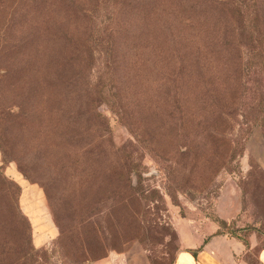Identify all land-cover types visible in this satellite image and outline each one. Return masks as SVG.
Returning a JSON list of instances; mask_svg holds the SVG:
<instances>
[{
    "label": "trees",
    "instance_id": "1",
    "mask_svg": "<svg viewBox=\"0 0 264 264\" xmlns=\"http://www.w3.org/2000/svg\"><path fill=\"white\" fill-rule=\"evenodd\" d=\"M87 74L92 77L87 79ZM142 82L157 85L148 97L133 88ZM166 83L173 89L175 106L166 99ZM139 92L144 97L137 103ZM240 95L245 97L240 100ZM221 96L229 102L221 105ZM235 99L245 110L264 112V0H0L2 162L10 159L4 148L9 135L35 142L45 133L48 142L56 140L62 151L54 157L64 178L88 175L94 169L86 168L87 162L104 159L99 172L115 179L124 176L126 186L137 192L129 179L133 175L140 180V163L131 151L124 154L123 148L106 142L110 128L99 109L102 102L135 137L143 138L137 110L150 109L155 125L184 129L190 124L191 131L211 136L213 131L221 132V117H228L229 126L235 112L229 104ZM128 104H132L129 109ZM83 109L94 120L97 138L76 144L75 135L58 137L53 132L74 124L80 128ZM136 127L139 130L134 131ZM162 134L161 130L157 138ZM207 140L210 147L212 139ZM103 141L106 146L100 144ZM224 143L220 158L225 162L233 157L236 143ZM45 149L37 148L43 153ZM163 152H167L163 160H168L170 174L173 148ZM195 157L211 155L202 151ZM3 196L8 197L0 186ZM137 199L132 194L128 200L135 212ZM12 208L17 209L15 199ZM18 216L24 226L16 241H30L29 225L21 214L14 219ZM69 225L57 222L59 233ZM250 228L264 232L263 223L257 221L228 233L245 240ZM12 241L0 233V264L15 263L12 256L17 249H11Z\"/></svg>",
    "mask_w": 264,
    "mask_h": 264
},
{
    "label": "rangeland",
    "instance_id": "2",
    "mask_svg": "<svg viewBox=\"0 0 264 264\" xmlns=\"http://www.w3.org/2000/svg\"><path fill=\"white\" fill-rule=\"evenodd\" d=\"M155 86V82H142L133 88L148 97ZM164 89L168 92L166 99L175 106L171 85L166 83ZM140 95L137 103L144 97ZM224 97L221 105L222 101L229 102ZM244 97L240 95L239 99ZM229 105L235 109L229 126L228 117L226 121L221 117V132L213 131L211 136L191 131L190 124L184 129L155 125L150 109L137 110L134 113L143 135L137 138L102 102L99 109L106 114L110 128L106 142L123 148L124 154L131 151L140 163V180L133 175L129 179L138 193L126 186L124 176L115 179L99 172L106 164L104 159L87 162L85 167L94 172L78 177L86 180L64 178L54 157L62 153L56 140L49 143L45 133L39 134L35 142L31 137L9 135L4 148L10 159L2 162L0 153V186L8 195L0 198V233L13 240L11 249H17L12 256L14 264H95L108 254L119 257V264H170L180 239L196 240L259 222L264 212V112L245 110L237 99ZM82 113L80 128L74 124L53 132L58 137L75 135L76 144L97 138L99 131L92 125L93 118H87L86 109ZM161 130L163 134L157 138ZM183 132L188 133L183 137ZM207 139H212L210 147ZM224 140L229 145L236 143L233 157L225 162L220 158L224 155ZM184 143L189 146L185 148ZM100 144L106 146L104 141ZM39 146L46 147L44 153L37 150ZM169 147L174 155L169 163L170 174L166 169L168 160H163L167 153L163 149ZM202 151L211 158L195 157ZM132 194L138 197L136 212L128 202ZM14 199L17 209L12 208ZM18 214L29 225L30 241H16L24 226L20 216L14 219ZM79 216L85 220L80 221ZM57 222L70 225L59 233ZM85 223L89 226L83 230ZM61 235L63 241H59Z\"/></svg>",
    "mask_w": 264,
    "mask_h": 264
},
{
    "label": "crops",
    "instance_id": "3",
    "mask_svg": "<svg viewBox=\"0 0 264 264\" xmlns=\"http://www.w3.org/2000/svg\"><path fill=\"white\" fill-rule=\"evenodd\" d=\"M259 221L264 226L263 216ZM244 237L221 231L180 239L171 264H264V232L250 228ZM95 264H119V257L108 254Z\"/></svg>",
    "mask_w": 264,
    "mask_h": 264
}]
</instances>
